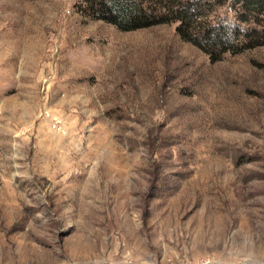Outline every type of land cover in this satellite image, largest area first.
Returning a JSON list of instances; mask_svg holds the SVG:
<instances>
[{
	"label": "rangeland",
	"instance_id": "374dc122",
	"mask_svg": "<svg viewBox=\"0 0 264 264\" xmlns=\"http://www.w3.org/2000/svg\"><path fill=\"white\" fill-rule=\"evenodd\" d=\"M178 26L0 0V264H264V46Z\"/></svg>",
	"mask_w": 264,
	"mask_h": 264
},
{
	"label": "trees",
	"instance_id": "16d2710c",
	"mask_svg": "<svg viewBox=\"0 0 264 264\" xmlns=\"http://www.w3.org/2000/svg\"><path fill=\"white\" fill-rule=\"evenodd\" d=\"M146 1L82 0L92 16L122 31L178 23L177 32L181 38L204 50L210 57L238 53L242 51L243 41L249 43L247 49L264 46V22L261 20L264 0H236L239 6L234 10L240 23L254 20L258 27L249 31L235 25L232 35H229L226 23L210 20L211 0H149L144 4ZM217 1L224 5L228 0Z\"/></svg>",
	"mask_w": 264,
	"mask_h": 264
},
{
	"label": "built area",
	"instance_id": "2783aa9c",
	"mask_svg": "<svg viewBox=\"0 0 264 264\" xmlns=\"http://www.w3.org/2000/svg\"><path fill=\"white\" fill-rule=\"evenodd\" d=\"M202 264H214V263L211 262V261H205V262H203Z\"/></svg>",
	"mask_w": 264,
	"mask_h": 264
}]
</instances>
